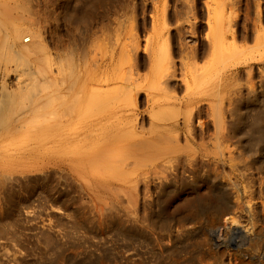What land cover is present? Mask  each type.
Masks as SVG:
<instances>
[{
	"label": "bare ground",
	"instance_id": "obj_1",
	"mask_svg": "<svg viewBox=\"0 0 264 264\" xmlns=\"http://www.w3.org/2000/svg\"><path fill=\"white\" fill-rule=\"evenodd\" d=\"M165 1L149 0L151 12L143 9L138 15L128 9L133 0H121L113 9L102 11L94 25L75 30L71 48L59 45L54 52L41 45L45 68L33 57L32 67L29 64L33 80L29 83L37 87L34 75L41 76L40 81L48 86L39 79L38 85L49 91L45 97L36 93L31 102L25 101L30 104L15 113L14 120L9 116L8 121V102L18 96L16 90L19 92L23 83L11 80L6 84L7 71L0 66V144L14 134H24L27 140L24 145L17 144L16 151L59 158L57 168L67 171L81 187L97 194L110 193L111 202L125 204L121 214L114 206L110 211L126 236L149 232L154 216L168 217L171 208L174 229L162 228L156 238L161 253L175 240L193 239L198 264L208 256L215 264H264V227L254 221V208L250 203L228 202L221 193L230 174L244 170L247 173L241 175L245 179L251 174L247 159L241 160L246 156L245 146L234 130L243 103L259 96L250 75L254 69L264 74V29L259 25L258 8L251 27L255 45L247 47V28L239 26V0H174L171 13ZM123 17L129 24L118 37L119 29L113 30L112 24L119 25ZM188 37L194 39L192 45L186 41ZM21 46L16 53L24 49ZM142 69L147 73L140 74ZM240 72L246 75L243 92L237 83ZM259 77L262 91L264 75ZM178 89L181 94L176 95ZM141 102L143 110L139 109ZM2 149L0 155H10V145ZM258 163L264 168V160ZM199 183L210 196L199 195ZM150 187L155 199L141 195L139 200V188L145 194ZM167 190L172 193L171 205L162 201ZM258 191L260 196L264 189ZM182 194L186 198L183 203L179 201ZM259 203L264 215V195ZM242 216L245 224L239 221ZM210 238L220 249L216 256L210 251ZM231 249L233 258L226 262L223 253Z\"/></svg>",
	"mask_w": 264,
	"mask_h": 264
},
{
	"label": "rangeland",
	"instance_id": "obj_2",
	"mask_svg": "<svg viewBox=\"0 0 264 264\" xmlns=\"http://www.w3.org/2000/svg\"><path fill=\"white\" fill-rule=\"evenodd\" d=\"M119 1L121 2V0H26V2L25 0H21V2L20 0H14L13 2L12 0H0V66L5 68L8 75H6V78H3V76L2 78L5 82L9 79L6 84L8 82L10 83L11 80V83L16 81H18L20 85L23 83L20 87L21 89L18 88L22 95L20 96L19 92L16 90L18 96H14L15 98L11 99L12 102H8V104L11 103V105H8V109L10 106L11 108L8 112L10 115L7 116H11V120H14L16 117L15 113L20 110L22 111L24 106L30 104L36 93L38 97H45L46 93L49 91L46 90L48 88L45 89L48 84L44 85V82L40 81L41 79L39 78H41V76L34 75L37 82H35V80L33 82L37 87L43 82L45 87L43 85L39 87L42 92H37L39 89L36 90L37 87L29 83L33 80V76L31 75L32 79L29 76L31 72V69L29 70V64L33 63L34 60L37 59L36 57L40 59H37L38 62L40 61L39 63L37 62L40 66L37 65L42 69L45 68V56L42 55V57V53L40 52L42 51L41 45H46L48 49L54 52L56 48H59V45L61 48L63 46L71 48L76 38L77 30H82L79 28L90 26L91 24L94 25L95 21H99L101 13L108 9H113ZM133 1L134 3L132 2V4H129L131 7L128 6V9L135 11L136 14L139 15L143 9L145 12L147 11L146 13L151 12L152 7L151 4H149V0ZM145 1L147 3L144 5L143 2ZM174 3V0H168L166 2L168 12L171 13ZM239 3V26L243 27L242 25H244L245 28H247L246 33L249 38L246 44H248L247 47H253L255 45V40L253 39L254 33H252L254 31L253 28H251L253 27L252 22L256 17V9L258 8L257 10L260 16L259 25L264 29V0H239ZM19 5L20 7H24V9L20 8ZM113 5L115 6L113 7ZM244 19L246 21H244ZM124 21L125 19L123 17L120 19L119 25H116V23L112 24V29L115 27L117 30L119 29L118 33L116 31L117 35L122 31V33H124V28L129 24L128 21H125L126 24ZM122 23H124L125 26ZM122 33L119 34L120 37H122ZM186 41L192 45L194 39L188 37ZM33 44L36 45V48ZM21 45L24 46V49L27 47L30 52H26V54H32V56H27L23 53L27 51V49L21 50L20 54L16 53L17 47ZM31 45H33L34 48ZM257 54L256 52L255 55ZM41 58H43V60H41ZM41 61L44 63L42 64ZM32 65L33 64H31L30 67H32ZM146 71L147 70L142 69L140 74L144 75V73H147ZM238 74V88H242L244 91L243 84L246 81V75L243 72ZM262 75L264 74L260 75L257 69H254L250 75L259 96L257 95L251 102L243 103L241 106L242 108L240 107L242 109L240 110L242 114L240 119L241 123L239 121V126L234 130L236 137L238 138L239 136L238 139L241 143L243 141L242 144L245 146L244 149H246V154H244L247 158L243 156L241 160L247 159L246 162H248L249 165V167H247L248 172L251 174L246 179L241 175L242 173H247V171L244 170L243 172L239 171L230 174L231 176L229 175L230 177L228 176V178L234 181L232 180L231 183L229 179L226 185L221 189V193L223 198L228 202L238 201L242 204L247 203L248 205L250 203V207L252 206L251 208H254L253 211L255 212L254 221H256L259 226L264 227V215L260 214L259 207L260 196L264 195V193H262L264 192L262 191V189H264V183L261 185V181L264 182V180H262L264 179V168L261 169L260 167H262V165L258 163L259 160H264V145H262L264 144L262 143L264 142V138H262L264 137V117H262L264 116V106H262L264 105V95H260L261 89L259 90L258 87L260 85L259 81L261 80L259 76ZM38 79L39 82H41L39 85ZM12 85L14 86V84ZM41 86L44 88L42 87L41 89ZM54 89L55 87L52 88V91ZM179 89L176 91H179L176 95L181 94V89ZM242 89L241 92H243ZM262 91H264V88H262ZM27 97H29V100L26 99ZM23 99L25 100L23 101ZM16 100L17 102H15ZM18 100L21 102H18ZM25 101L30 102L27 104ZM13 103L16 104L14 105ZM140 104L139 109L143 110L145 108L144 103L141 102ZM12 106L14 108H12ZM21 111L19 113H21ZM12 112L13 115L11 114ZM33 119L34 116L32 120ZM9 120L10 117L8 121ZM242 135L246 137V139ZM240 136L243 138L240 139ZM25 140L27 139L24 134H14V137L11 136L0 144V151L4 150L2 148H8L9 145L11 148L10 151H7L8 153L11 152L9 153L10 155H8L7 152L8 156L0 155V264H198V262L194 260L197 251L191 243L193 239L189 240L190 242L175 240L174 244L162 253L158 249L156 238L158 234L162 232V228L165 230L169 227L174 229L175 226L174 222L169 218L172 210L171 208L168 210L170 212H167L169 213L168 217V214H166V216L163 214L161 217L154 216L152 220L153 226L150 228L149 232L143 233L137 237L126 236L120 232V225L115 223L116 221H113L116 217H112L114 214L111 212L114 210V207H116L119 212L120 210L123 211L122 208H124L125 204L111 202L113 199L110 198V193L107 191H99L98 195L95 191L86 190L81 187L67 171L61 167L59 169L57 168L58 166L56 163L59 164V158L56 159V157L53 156L50 158V156L44 154L39 155L40 153L28 156L21 151H16L19 144L24 145L26 142ZM12 146H15V149ZM253 146H256L258 149L255 147V150ZM53 161L54 163L52 164ZM223 175L227 176V174ZM223 175L221 177H223ZM225 178H221L223 180L222 182H224ZM226 180L228 179L226 178ZM234 183L236 185H234ZM199 186V195L203 194L207 196L208 194V196H210L204 184L199 183ZM142 187L143 186H141V188ZM141 188L138 190L139 200L143 198L141 195L150 200L155 199L154 189L150 187V189H148L149 191H146L147 193L144 194V190ZM257 188L262 191L260 196ZM141 190L143 192H141ZM184 199L186 198L182 194L179 201L183 203L185 201ZM80 201L83 202L81 203ZM162 201L170 205L173 203L171 191H165ZM110 202L112 203L111 205ZM110 208H112L111 211ZM153 213L155 214V211ZM239 221L241 224H245L246 218L242 216ZM212 241L213 240L210 238V251L216 252V256L220 249L217 248L214 245V241ZM231 251L234 255L232 249L223 253V258L226 262L233 258ZM208 257H205V262L203 264H215L213 257L210 256L207 260L206 258Z\"/></svg>",
	"mask_w": 264,
	"mask_h": 264
}]
</instances>
